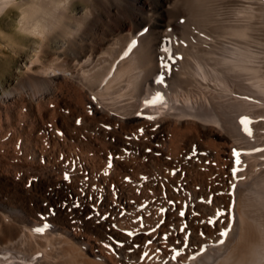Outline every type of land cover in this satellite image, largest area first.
<instances>
[{
	"label": "bare ground",
	"instance_id": "1",
	"mask_svg": "<svg viewBox=\"0 0 264 264\" xmlns=\"http://www.w3.org/2000/svg\"><path fill=\"white\" fill-rule=\"evenodd\" d=\"M256 1L0 0V264H264V53L176 44L246 46Z\"/></svg>",
	"mask_w": 264,
	"mask_h": 264
},
{
	"label": "rangeland",
	"instance_id": "2",
	"mask_svg": "<svg viewBox=\"0 0 264 264\" xmlns=\"http://www.w3.org/2000/svg\"><path fill=\"white\" fill-rule=\"evenodd\" d=\"M260 1V0H259ZM258 0L256 1L257 3L259 2ZM263 1L264 0H261L258 4L260 5V3L262 4L263 3ZM257 4V5H258ZM79 6H83V3H79L78 4ZM17 13V11L16 10H13V11H10L9 13H7V15H6V13H3V15L1 14L0 15V26H1V30L4 32V33H6V34H10V35H14V36H18L19 35V33H17V31H16V29H15V22H16V19H17V17H18V13ZM12 16V17H11ZM7 17V18H6ZM6 20V21H5ZM204 27H206V26H204ZM204 27H202V28H199V29H197V31H196V29H195V34H197L198 35V37H200V38H197V40H196V38H195V40L194 39H191V41L190 40H185V39H183V38H179L178 40H176V44H177V53L179 52V53H185V52H187V53H193V52H197V53H201V52H203V53H229V51H231V49L230 48H232V49H236V48H242V47H247V46H249V47H247V48H250V50H251V52H254V53H258V55L259 54H261L262 55V53H264V38H262V37H264V36H260V38L259 37H253V38H250V40L249 41H245L247 44H246V46H245V44L242 42V41H236V40H230V39H228V38H226V37H224V36H220V35H217V34H215V32H213V31H210V30H208V32L210 33H208L207 32V29H204ZM206 28H208V27H206ZM7 29V30H6ZM15 29V30H14ZM201 29H203L202 31H204V32H206V33H201L202 31H200ZM13 31H16V33L15 32H13ZM199 32V33H198ZM13 33V34H12ZM200 33L204 36H202V35H200ZM213 33V34H212ZM209 35V36H208ZM213 35V36H212ZM211 36V37H210ZM207 37V38H206ZM18 38V40H16V39H12V40H7V38H3V40H5V41H3V40H1L2 38L0 37V52H4V54H9L10 56H11V58H13V60L12 59H10L9 58V61H8V56H6V57H4V54H1L0 53V60H1V62H0V65L1 64H3L5 67H6V69L5 68H1L2 66H0V74H2L1 76H0V88H1V86H4L6 83H8V81H9V79H8V73L10 74L11 73V71L14 69V67H15V65H17L18 63H20L21 62V60H22V57H20V54L22 53L23 55H25L26 54V52H33V50H31V48H29V46L27 45H25V43L27 44H31V39H29V37H27V36H25V37H20V35L17 37ZM19 38H21V40H19ZM201 38H203V40H200ZM206 38V39H205ZM222 38V39H221ZM255 38L256 39H258V40H255ZM28 39V40H27ZM205 39V40H204ZM210 39V40H209ZM253 39V40H252ZM255 40V41H254ZM178 41V42H177ZM186 41V42H185ZM204 41V42H203ZM214 41V42H213ZM251 41V42H250ZM20 42V43H19ZM30 42V43H29ZM205 42H207L206 44H204ZM209 42V43H208ZM212 42H213V45H212ZM129 43V41L127 40V41H125V43L119 48V50L117 51V52H122V53H127V52H129V51H127V46L125 45V44H128ZM232 43V44H231ZM259 43V44H258ZM16 44H18V45H16ZM201 44V45H200ZM209 44V45H208ZM191 45V46H190ZM206 45V46H205ZM240 45V46H239ZM241 45H243V46H241ZM6 46V47H5ZM9 46V47H8ZM14 46H15V48H14ZM18 48H17V47ZM25 46H26V48H25ZM215 46V47H214ZM178 47H180V48H178ZM127 48V49H126ZM203 48V49H202ZM15 49V50H14ZM19 49H20V52H19ZM25 49V50H24ZM125 49V50H124ZM202 49V50H201ZM205 49H207V50H205ZM224 49V50H223ZM24 50V51H23ZM123 50V51H122ZM129 50V49H128ZM23 51V52H22ZM26 51V52H25ZM185 51V52H184ZM18 52V53H17ZM3 58H5V59H7V60H5V59H3ZM119 58V57H118ZM263 59V57L261 56L260 58H256L255 57V60H262ZM3 60H4V62H3ZM15 60V61H14ZM253 60H254V57H253ZM5 61H7L8 62V64H6L7 62H5ZM12 61V62H11ZM20 61V62H19ZM115 62H118L117 60L115 61ZM3 66V67H4ZM111 66H113V64L111 65L110 64V68H111ZM264 66V65H263ZM8 67L10 68V69H8ZM3 69V70H2ZM5 70V71H4ZM8 72H7V71ZM2 72H4V73H2ZM7 75L6 77H4L5 75ZM2 77V78H1ZM4 77V78H3ZM3 80V81H2ZM3 82V83H2Z\"/></svg>",
	"mask_w": 264,
	"mask_h": 264
},
{
	"label": "snow or ice",
	"instance_id": "3",
	"mask_svg": "<svg viewBox=\"0 0 264 264\" xmlns=\"http://www.w3.org/2000/svg\"><path fill=\"white\" fill-rule=\"evenodd\" d=\"M162 79L163 78H160V79H158L157 80V83H161L162 82ZM242 123H243V121H242ZM234 155H239V153H235L234 152ZM239 163V161L237 160V164ZM109 167H111V164H109ZM239 169H234L233 170V177H235L236 176V172L238 171ZM235 187V185H233V188ZM229 195H231V193H229ZM180 215L181 216H183L184 215V213L183 212H181L180 213ZM224 214L222 213V212H218L217 213V217L219 218V217H221V216H223ZM228 234H229V229H223V230H220L219 231V236L221 237V238H225V237H227L228 236ZM129 235H131V234H129ZM224 243V239H221L220 240V244H223Z\"/></svg>",
	"mask_w": 264,
	"mask_h": 264
}]
</instances>
